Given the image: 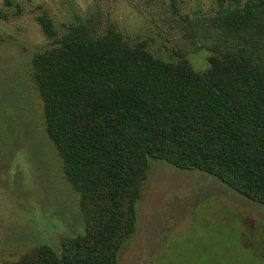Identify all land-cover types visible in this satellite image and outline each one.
I'll return each mask as SVG.
<instances>
[{
	"label": "trees",
	"instance_id": "trees-1",
	"mask_svg": "<svg viewBox=\"0 0 264 264\" xmlns=\"http://www.w3.org/2000/svg\"><path fill=\"white\" fill-rule=\"evenodd\" d=\"M213 3L183 26L191 42H209L203 72L87 15L60 32L36 17L51 41L31 58L44 135L79 195L84 231L2 264H116L150 160L216 177L264 206V0Z\"/></svg>",
	"mask_w": 264,
	"mask_h": 264
},
{
	"label": "rangeland",
	"instance_id": "rangeland-1",
	"mask_svg": "<svg viewBox=\"0 0 264 264\" xmlns=\"http://www.w3.org/2000/svg\"><path fill=\"white\" fill-rule=\"evenodd\" d=\"M213 0H0V264L37 245L84 231L79 195L64 178L44 135L31 58L48 48L36 17L60 31L85 15L155 57L208 68V41L191 42L184 21ZM137 223L116 264H264V206L216 177L149 161Z\"/></svg>",
	"mask_w": 264,
	"mask_h": 264
}]
</instances>
